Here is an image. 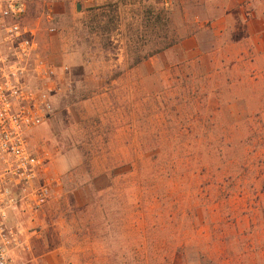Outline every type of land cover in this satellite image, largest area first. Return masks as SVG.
Here are the masks:
<instances>
[{"label": "rangeland", "instance_id": "1", "mask_svg": "<svg viewBox=\"0 0 264 264\" xmlns=\"http://www.w3.org/2000/svg\"><path fill=\"white\" fill-rule=\"evenodd\" d=\"M222 3L27 0L32 25L52 12L42 46L74 91L28 133L56 196L16 190L13 264H264V72L208 57L155 72L172 53L129 68L190 33L209 51Z\"/></svg>", "mask_w": 264, "mask_h": 264}, {"label": "built area", "instance_id": "2", "mask_svg": "<svg viewBox=\"0 0 264 264\" xmlns=\"http://www.w3.org/2000/svg\"><path fill=\"white\" fill-rule=\"evenodd\" d=\"M27 0H0V264H13L19 234L6 227L19 203L16 190H31L37 207L53 198L47 161L31 150L28 133L50 122L73 95L70 66L52 62L42 46V28L56 33L52 12L28 22Z\"/></svg>", "mask_w": 264, "mask_h": 264}, {"label": "crops", "instance_id": "3", "mask_svg": "<svg viewBox=\"0 0 264 264\" xmlns=\"http://www.w3.org/2000/svg\"><path fill=\"white\" fill-rule=\"evenodd\" d=\"M221 1L223 3L216 8L218 14H214L212 21H208V29L213 34L210 50H203L197 35L190 33L173 47L150 58V60L154 58L156 63L159 57L166 59L167 53H172L176 58V61L171 62L170 68L166 67L165 70L158 68L155 72H179V68L184 64L193 65L195 61H202L204 57L210 59L212 66L217 62L223 64L224 60L232 64L250 62L252 72H264V0ZM148 61L149 59L143 63ZM142 64L130 69L141 67ZM216 66L221 67L220 64ZM240 67L236 69L237 72H248L246 66ZM253 77L258 78L260 75L256 74ZM55 196L53 190V198Z\"/></svg>", "mask_w": 264, "mask_h": 264}, {"label": "trees", "instance_id": "4", "mask_svg": "<svg viewBox=\"0 0 264 264\" xmlns=\"http://www.w3.org/2000/svg\"><path fill=\"white\" fill-rule=\"evenodd\" d=\"M160 15H164V17L167 16V14L164 13V12H162V14H160ZM161 19H162V16H161ZM183 38L184 37L179 38L177 40H173L171 43H167L164 46H162L161 48H157L156 50H152L146 56H140V55L137 54L138 53L137 51L134 52V54L131 56L132 59L130 58L131 60H130L129 68H134V67L142 64L143 62L147 61L148 59L152 58L153 56H155V55H157V54L169 49L170 47H173L174 45H176Z\"/></svg>", "mask_w": 264, "mask_h": 264}, {"label": "water", "instance_id": "5", "mask_svg": "<svg viewBox=\"0 0 264 264\" xmlns=\"http://www.w3.org/2000/svg\"><path fill=\"white\" fill-rule=\"evenodd\" d=\"M76 9H77L78 12H81L82 5L80 3H78L77 6H76Z\"/></svg>", "mask_w": 264, "mask_h": 264}]
</instances>
